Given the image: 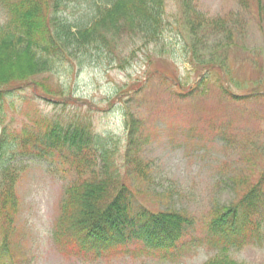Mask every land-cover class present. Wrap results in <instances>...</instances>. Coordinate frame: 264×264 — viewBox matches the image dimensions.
<instances>
[{
	"label": "rangeland",
	"instance_id": "1",
	"mask_svg": "<svg viewBox=\"0 0 264 264\" xmlns=\"http://www.w3.org/2000/svg\"><path fill=\"white\" fill-rule=\"evenodd\" d=\"M188 1L193 20L227 23L232 36L228 45H218L213 28L199 31L196 48L202 51L196 58L188 40L178 47L180 29L167 33L165 46L140 52L138 40L124 39L127 42L119 46L110 66L105 57L90 55L66 62L73 65L72 75L44 77L54 88L71 92L74 100H80L78 107L50 104L30 87L0 103V116L5 115L10 133L32 117L41 126L61 119L90 124L94 134L116 144L115 160L137 201L154 211L182 212L192 220L190 231L170 256L146 254L134 243L105 256L62 248L53 233L64 191L81 178L80 168L64 166L67 171L62 172L56 164L61 161L50 155L25 158L20 162L15 190L19 207L10 216L13 222L3 225L0 219V235L11 228L9 264H203L214 254L208 243L213 211L237 202L247 188L264 180V33L257 16L241 0ZM260 2L264 6V0ZM72 8L75 5L63 14L70 16ZM179 9L175 0L168 1L169 22L177 20ZM201 61L206 64L200 66ZM221 61L226 62L224 76L216 69L195 86L209 71L206 68ZM154 71L172 79L152 80ZM220 79L235 95L225 93ZM135 90L139 95L130 98L133 93L128 92ZM126 116L137 129L135 144L128 147L129 163L124 149ZM1 132L0 123V138ZM91 170L99 173L101 161L96 159ZM258 235L232 257L242 264H264V224Z\"/></svg>",
	"mask_w": 264,
	"mask_h": 264
},
{
	"label": "trees",
	"instance_id": "2",
	"mask_svg": "<svg viewBox=\"0 0 264 264\" xmlns=\"http://www.w3.org/2000/svg\"><path fill=\"white\" fill-rule=\"evenodd\" d=\"M168 1L0 0V103L32 87L39 98L43 96L62 108L78 107L80 100H74L71 92L61 86L54 88L44 77L72 75L73 65L66 63L72 58L75 61L98 55L105 57L110 66L116 61L112 56L117 54L119 46L127 42H123L124 39L138 40L140 52L161 44L165 46L167 33L180 29L178 47L183 48L184 41L188 40L193 58L201 50L196 48L200 30L213 28L219 35L218 45L230 43L232 36L227 23L216 25L217 21L210 24L193 20L194 9L188 0H175L180 5L179 15L175 22H169ZM260 1L241 0V3L257 16L258 28L264 33V6L259 5ZM71 4L76 8L70 9V16L64 15L63 10ZM204 64L200 62V66ZM224 68L225 61L212 63L206 68L209 70L206 76L216 69L224 76ZM151 79L167 82L172 78L154 71ZM225 82L220 79L221 88L235 95ZM201 83L202 80L196 86ZM129 93H133L130 98L139 95L137 90ZM180 95L183 94L178 93ZM54 102L52 104L56 105ZM38 122L32 117L20 130L10 133L5 115L0 116V219L3 225L13 222L10 216L15 215L19 207L15 190L21 178V160L50 155L61 161V165L55 163L62 172L67 171L66 166L71 170L77 165L81 173V178L66 187L60 203L53 240L62 248L75 247L86 256H105L118 247L134 243L141 245L146 254L172 255L171 251L190 231L192 220L178 210L154 211L137 201V194L131 192L126 175L122 177L121 167L115 160L118 149L112 138L94 134L90 124L71 120L66 123L62 119L53 124L44 122V126ZM126 127L128 137L124 149L129 163V148L135 144L137 129L127 116ZM96 159L101 161L99 173L91 170L92 166L96 167ZM88 170L91 171L88 173ZM263 187L264 180L260 179L247 188L240 200L213 211L208 243L214 254L203 264H242L232 254L260 238L258 231L264 224ZM10 231L11 228L9 231L4 228L0 235V264H9Z\"/></svg>",
	"mask_w": 264,
	"mask_h": 264
}]
</instances>
